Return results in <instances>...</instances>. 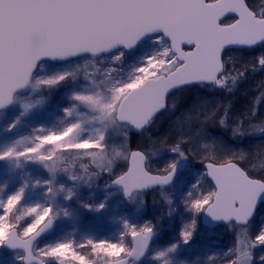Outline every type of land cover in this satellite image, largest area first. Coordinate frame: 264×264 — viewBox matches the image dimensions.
<instances>
[{
    "label": "snow or ice",
    "instance_id": "snow-or-ice-1",
    "mask_svg": "<svg viewBox=\"0 0 264 264\" xmlns=\"http://www.w3.org/2000/svg\"><path fill=\"white\" fill-rule=\"evenodd\" d=\"M144 41L152 50L124 72L126 54ZM256 49L250 62L232 55ZM46 61L73 68L39 75ZM105 64L103 70L98 67ZM89 66L94 71H84L87 83L69 94L63 127L39 129L43 134L30 147L19 152L10 147L0 152V161L23 158L41 164L51 178L37 180L34 187H43L52 201L60 193L65 200L74 195L71 188L56 186L58 173L89 187L107 174L106 188L115 187L129 203L139 199L137 215L146 211L147 195L159 192L172 218L179 192L188 222L178 238L154 252L160 229L147 218L135 223L123 218L115 243L64 240L40 247L39 238L59 211L40 203L24 206L27 184L6 198L0 187V250H10L11 264H95L94 257L106 258V264H141L146 257L156 264H187L174 254L191 245L201 216L209 226L223 223L233 230L225 264H264V223L254 230L264 201V148L233 147L264 136L257 97L239 107L235 102L249 71H264V0H0V110L27 89L35 93L75 83L81 67ZM217 93L223 99L208 107L209 96ZM257 96L264 103V83ZM42 103H22L21 115ZM193 123L194 135L184 130ZM165 124L167 131L158 135ZM133 134L139 137L135 150ZM161 152L173 156L154 173L151 160ZM197 158L202 171L183 190L177 184L182 162ZM84 207L100 212L106 200ZM0 264L7 262L0 259Z\"/></svg>",
    "mask_w": 264,
    "mask_h": 264
},
{
    "label": "rangeland",
    "instance_id": "rangeland-1",
    "mask_svg": "<svg viewBox=\"0 0 264 264\" xmlns=\"http://www.w3.org/2000/svg\"><path fill=\"white\" fill-rule=\"evenodd\" d=\"M152 45L148 41L141 43L136 50L126 54V59L122 66L123 71L130 70V66L136 63L145 53H150ZM256 50L249 52L235 51L232 53L238 60L251 61L252 56ZM43 71L39 75H51L57 71L71 70L72 65H63L61 63L44 62ZM83 65V61L80 62ZM99 66L103 68L107 67ZM250 67V65H249ZM93 72L94 69L89 66L87 69L81 67L79 79L75 82H68L58 88L42 89L35 93L31 89H27L19 93L18 99L9 107L0 110V152L6 151L8 148L15 146L16 151H23L25 147H30L35 142V137L43 133L38 130L43 128L45 130L59 131L63 125L61 120L64 117L63 109L70 104L68 99L69 94L74 89H79L87 82L84 80V71ZM250 72V71H249ZM99 75L97 79H100ZM38 99L43 100V103L31 109L28 113L21 115L23 109L22 103H35ZM211 104L219 103L223 98L217 94L209 96ZM80 112H85V109H80ZM90 115V113H89ZM76 117L74 116L73 119ZM18 119V123L16 122ZM67 122V121H66ZM15 124V127L12 125ZM91 128L92 125H86ZM168 129L165 124L158 128V135L164 134ZM184 130L189 134L194 135L196 132V125L193 123L190 127L185 126ZM210 131H214L210 128ZM114 139V138H113ZM113 139L109 140V144L113 143ZM22 141L23 143H17ZM139 141V137L131 138V143ZM142 143V141H141ZM236 147V146H233ZM192 148L199 149V144L194 143ZM218 151H223L222 147ZM173 154L170 152H161L159 155L153 156L151 160V167L154 173L158 169H163L165 165L170 162ZM87 157L83 162H88ZM186 168L180 172L177 179V184L183 190H186L192 182L199 176L202 171L200 159H193L186 162ZM76 172H82L79 168V161L76 164ZM48 171L43 168L41 164L32 160H25L23 158L17 161L16 159H7L0 161V187L4 188L2 194L3 198L12 194L20 187L27 184L25 196L23 200L24 206L35 205L37 203L46 206H52L59 211V216L55 220L56 229L47 237L41 238L38 241L39 246L43 247L48 244H55L64 240H72L76 245L84 243L88 239L94 241H111L118 242L123 231L122 219L126 218L130 222H139L147 218L158 224L159 235L153 241V252L160 247L168 244L170 241L178 238V232L182 227V223H187L189 213L186 212L182 200L179 199L180 193H176L174 204L176 206L173 217H168V206L161 199L159 192L149 193L146 197L147 209L140 215H137L135 208L139 204L129 203L128 200L123 199V194L115 187L106 188V184L110 183V177L107 174H102L91 182V187L83 183L76 184L68 179L63 173H58L55 184L57 187L63 186L71 188L74 195L71 200H65L64 194L60 193L54 201L50 200L45 194V189L34 184L37 180L50 179ZM208 185H204L207 190ZM171 191V189H169ZM106 200V207L100 211H89L84 205H97L101 201ZM61 209L67 210L69 215L65 216ZM20 213L17 212V215ZM162 219H158L161 218ZM264 223V204L257 210L254 218V230H258L259 225ZM198 230L194 235V239L190 246H182L179 251L174 254L177 261H186L187 264H225L224 254L226 250L230 249L234 243V232L228 226H216L214 229H208L201 225V219L198 220ZM130 237L125 239L127 244ZM78 251H89L88 249H77ZM259 253V250L257 251ZM212 257V259H209ZM0 259H4L7 264H11L12 255L10 251L0 250ZM95 264L106 263V258H95ZM141 264H156L150 257L144 258Z\"/></svg>",
    "mask_w": 264,
    "mask_h": 264
},
{
    "label": "trees",
    "instance_id": "trees-1",
    "mask_svg": "<svg viewBox=\"0 0 264 264\" xmlns=\"http://www.w3.org/2000/svg\"><path fill=\"white\" fill-rule=\"evenodd\" d=\"M264 83V71H251L248 73L247 79L244 84L241 85V91L236 93L235 102L237 103V107L247 104L251 101L252 97H257L258 102V113L257 119L264 118V103L259 101V97L257 96V92L260 89L261 84ZM214 130V129H213ZM215 131V130H214ZM219 135V133H216ZM136 135L133 134L134 138ZM131 137V138H132ZM137 137V136H136ZM136 142L133 143V150L136 148ZM236 147H245L250 151H259L264 148V136L256 135L253 137H249L244 142H235Z\"/></svg>",
    "mask_w": 264,
    "mask_h": 264
},
{
    "label": "water",
    "instance_id": "water-1",
    "mask_svg": "<svg viewBox=\"0 0 264 264\" xmlns=\"http://www.w3.org/2000/svg\"><path fill=\"white\" fill-rule=\"evenodd\" d=\"M137 49V48H136ZM135 50V49H134ZM49 62H51V63H60V62H53V61H49ZM10 106V105H9ZM182 164L184 165L183 167H182V169L181 170H183L184 168H185V162H182ZM123 199L124 200H126V198L123 196ZM261 204H264V201H262L261 202ZM260 204V205H261ZM260 205L258 206V208L260 207ZM200 219H201V225L202 226H204V227H206V228H208V229H214V227H216V226H220V225H222V226H225L226 224H223V223H220V224H212L211 226H209L208 224H206L205 223V217L204 216H201L200 217ZM56 229V223H55V221L53 222V226H52V228L51 229H49L45 234H43L40 238H39V240L42 238V237H46V236H49V235H51L52 234V232L54 231ZM7 251H10V250H7ZM102 264H106V263H102Z\"/></svg>",
    "mask_w": 264,
    "mask_h": 264
},
{
    "label": "flooded vegetation",
    "instance_id": "flooded-vegetation-1",
    "mask_svg": "<svg viewBox=\"0 0 264 264\" xmlns=\"http://www.w3.org/2000/svg\"><path fill=\"white\" fill-rule=\"evenodd\" d=\"M227 22V21H226Z\"/></svg>",
    "mask_w": 264,
    "mask_h": 264
}]
</instances>
